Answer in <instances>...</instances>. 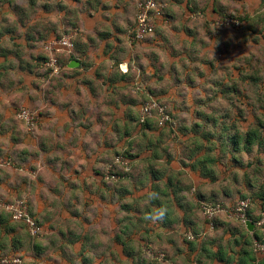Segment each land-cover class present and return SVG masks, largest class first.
Segmentation results:
<instances>
[{
	"label": "crops",
	"instance_id": "crops-1",
	"mask_svg": "<svg viewBox=\"0 0 264 264\" xmlns=\"http://www.w3.org/2000/svg\"><path fill=\"white\" fill-rule=\"evenodd\" d=\"M144 1L0 0V200L19 195L27 200L47 240L44 247L62 264L67 259L72 264H264V254L252 248L254 228L248 231L228 212L209 231L200 215L205 189L221 179V168L213 167L218 161L197 162L207 157L205 148L186 146L200 138L189 129L202 120L163 129L152 119L140 125V101L121 99L126 92L144 95L136 90L142 87L164 102L186 84L176 72L182 62L192 65L197 77L209 75V40L198 39L210 37L222 13L237 15L250 35L261 38L264 0H156L166 13L156 27L166 33L131 42L128 33ZM50 16L53 22L39 29L36 21ZM67 33L76 36L74 49L60 56L62 71L44 80L34 71L33 58H46L36 41ZM239 41L237 35L228 45L239 48ZM171 76L177 78L169 88L164 81ZM37 102L38 130L30 135L16 113ZM204 102L186 106L197 113L209 105ZM121 150L133 155L132 177L108 183L103 175ZM209 170L213 173L202 175ZM262 178L257 184L252 174V182L244 184L254 200L252 219L264 209ZM149 191L159 198L149 200ZM159 207L168 210L162 222L144 219ZM188 231L203 236L187 241ZM17 236L15 223L0 213V258L23 249ZM151 252L162 254L163 261L153 260Z\"/></svg>",
	"mask_w": 264,
	"mask_h": 264
},
{
	"label": "rangeland",
	"instance_id": "rangeland-1",
	"mask_svg": "<svg viewBox=\"0 0 264 264\" xmlns=\"http://www.w3.org/2000/svg\"><path fill=\"white\" fill-rule=\"evenodd\" d=\"M163 15L164 16L166 15L165 6L163 8ZM200 16L201 15L195 18L200 19ZM182 17L183 16L181 15H177L176 19H182ZM51 18H54V16H50L43 20L39 18L36 21L38 28L40 29V25H42L41 28H43L44 25L48 26L50 23H52L53 20L51 21ZM238 18L239 17H237V15H231L229 13L220 14L219 23L218 25L215 26L214 30L212 31V34H210V37L206 39H204V37L198 39L199 41L209 40L207 41V45H209V49H208L209 55L207 56V58L209 61L206 62L207 65L206 67L207 69L209 68L208 70L210 73L209 75H207L206 77L203 76L197 77L196 74L192 72L194 67H192V65L190 64H186L182 62L180 63V65L177 66L178 70L176 72L179 77H182L184 79V81L187 80L186 84H182L180 85V87L176 88L175 93L173 92L169 93L166 96L167 100L165 99V101L167 102L158 100L159 98L156 95H150L148 91L143 89L142 87H137L136 90L144 95H141L139 97H133L132 94L130 95L128 94V92H126V93H122L121 96L123 98L121 99H124L127 102H129V100L132 98L136 102L140 101V105H141L140 116H141L142 107L150 106L151 104L160 105L165 109V111H167V114L171 119L170 123L167 124L165 128H168L169 126H173V124L175 123H181V122L186 124H188L189 122L199 123L200 121L199 119H201V117L198 116L195 110L193 111V109L188 108L186 106L189 101L196 102V100L198 99L206 101L203 104L205 103L209 104L208 106L205 105L199 108L200 110H203L204 113H208V114L210 113L209 112L211 110L210 106H213L218 110H222L220 111V113L223 114L230 113L232 110L233 113L235 112L238 114L239 117L243 118L241 119L242 121L239 122L241 123V127L247 128L249 124L251 125L255 124L254 122H257L258 119H261L259 116L264 115V34L261 35V38L253 36L254 32L252 35H250V32L247 31L246 25L241 24L242 20ZM226 19L237 21L238 27L232 24H230V26H226L224 23ZM164 20H166V17ZM166 29L167 28L157 29L156 27L155 29L156 33L154 32L155 34L153 35L156 36L157 33L165 34ZM169 31L170 30H168L167 33H169ZM176 33H180V32H176ZM237 35H240L239 48L234 47L233 49L228 44L230 41L233 40V38L235 39ZM64 36L65 37L71 36L72 41H74V38L76 37L74 33H69V34L67 33L63 36H53L52 38L49 39L46 38V36H43V38L45 37V39L41 40L40 41L41 43L39 42V40L36 39L37 40L36 43H38V46L40 45L39 47L41 48L40 51L41 54H45L46 59L50 58V55L44 49V45L50 40L57 39L58 37L63 38ZM151 36L149 37L150 41L152 38H154V36L152 37ZM149 39L147 38L146 40L149 41ZM219 39H223V40L220 42ZM222 43H224V46H222ZM38 46L36 45V47ZM213 49L215 52L213 51L214 53L210 55V51H212ZM68 53L71 54V52H67V51L59 52L55 54V57L57 59V65L59 67L56 73H53L52 69L44 67L43 62L46 59L42 62V59L40 61L38 60V58L34 57L33 60L35 62L33 64H34L35 73L38 76H42V78L46 77L47 79L58 75L64 67L62 64L63 60L61 61L60 56ZM150 54H152L150 55L151 58L152 56L154 58H156L157 56L156 52H151ZM182 67L183 70L181 71L180 68ZM154 73L159 74L160 76L161 75L163 76L165 74V72L163 73L162 71H158V70H155ZM172 77L173 76H171L170 80L168 78L166 79L167 81H164V82H168L166 83V87L169 86L170 82L176 83L174 80L177 77L176 78H172ZM148 78L149 77H146L145 80H147ZM164 82H161V84ZM230 88L231 89L233 88V90H235V93L225 92ZM166 89L167 88H165L164 90ZM221 89L223 90L222 93L220 92ZM114 94L118 95L117 92H115ZM31 107L33 109L30 107H27V109L30 110L31 112L36 113V115L38 116L37 125H39V117H40L39 103L37 102L36 104H33V106ZM174 108H176L177 111H179L180 109L183 112L181 113L174 112L175 114H173ZM151 115L152 116L149 119L155 121L158 120L154 109H152ZM37 130H38V126H36L32 132H29V134L36 135ZM26 131L28 132L27 129ZM141 141L144 142L143 140ZM145 145L146 143L142 144L141 151L145 149ZM186 146L190 147L192 146V143L189 145L188 143H186ZM129 152L123 150L117 152V154H115V156L112 158L111 162H109V164L107 165V169L109 165H112L115 162L116 157L126 158L127 160L130 161L131 156L133 155L129 154ZM209 155L213 157V154H209ZM255 158H258L260 160V163L255 161L257 160ZM238 159H239L238 164H235V162H230L228 157L220 159L218 161L220 165L218 166L215 165L213 167L221 168V170L218 171L219 177L221 176V179L220 178L217 179V184H214L212 186L209 185L207 187L208 189H205V194H204L205 202L210 204L220 205L221 208H223V211L217 215L216 218L217 221L225 219L224 217H226L225 215H227L228 212L232 213L233 210L236 208L237 204L240 201H242V196H244L243 200L246 199L249 201L251 200V197H249V195L246 193L244 184L246 183L248 184L249 182L250 183L252 182L251 181L252 174H255L254 181H256L257 184H261V182H263L262 177H264V152L262 150L259 149L256 151V149L254 148L251 154H241ZM251 161L253 162L250 163ZM255 163H258V167L256 168H255ZM248 164L249 165L252 164L251 167H249ZM115 167L117 168V166ZM107 169L103 177L109 174V170L107 171ZM118 171H121V168H119ZM130 177H132L131 162H129V171L121 176V181H125L126 179H128L129 181L131 179ZM118 181H120V179H118L117 181H107V182L114 183ZM193 194H195V191H193ZM17 198H22V195H19V197ZM12 200L13 199L11 200L9 199L7 201H12ZM198 209L200 215H202L200 206H198ZM5 216L8 217L7 215ZM15 228L18 232L17 239H19V241H22L23 249L21 248L14 256L21 257L23 259L24 264H62L58 259H54L55 256L53 257L52 256L53 254L50 253L49 250L50 247L48 246L44 247L43 244L47 242V240L43 241V239H45L44 235H41L38 238H31L27 234V231L24 229V226L20 223H15ZM33 246H37L39 248L37 249L33 248L32 250ZM158 253L159 252H156L154 254H158ZM154 254L153 257L156 256ZM9 256L11 257L12 255L7 256V254H3L1 258H8ZM64 264H72V261L67 259Z\"/></svg>",
	"mask_w": 264,
	"mask_h": 264
},
{
	"label": "built area",
	"instance_id": "built-area-1",
	"mask_svg": "<svg viewBox=\"0 0 264 264\" xmlns=\"http://www.w3.org/2000/svg\"><path fill=\"white\" fill-rule=\"evenodd\" d=\"M163 8L164 6L156 0H147L141 2L138 5L135 22L133 24V27L129 31L131 42H142L146 38L154 34L157 21L163 17ZM224 23L226 26H230V24H232L238 27L237 21L226 19ZM44 49L50 55V58L46 59L43 62L44 67L52 69V72L56 73L59 67L57 65L55 54L64 51L71 52L72 49H74V43L71 36H64L63 38L58 37L57 39L48 41L44 45ZM152 109H154V111L156 112L158 118L157 124L159 128H163L170 123L171 119L167 114V111H165V109L158 104H151L150 106L142 107L140 123H144L147 119L151 118ZM16 117L24 124L29 132H32L33 129L38 126V116L36 115V113L31 112L26 108H19L16 113ZM129 162L130 161L126 158L116 157L115 162L112 165L108 166L107 171L109 170V174L103 177V179L105 181H117L124 173L129 171ZM1 165L9 166L10 162L3 161L1 162ZM115 166H117V168ZM118 167L121 168V171H118ZM249 207V200L246 199L240 201L237 204L236 208L233 210L232 216L243 224H245L246 222H250V220L246 216ZM200 208L202 215L206 221L207 229L209 231H213L215 224L214 221L217 218V215L223 211V208H221L220 205L210 204L206 202L200 203ZM0 209L5 211L9 215L11 221L23 224L28 235L31 238H38L42 235L41 224L31 214L26 199L15 198L12 201L0 200ZM257 217V220L253 222V226L254 229L259 232L260 238L253 241L252 248L254 253L256 254H264V212H259ZM202 236L203 233L196 235L191 231H188L185 234V238L187 241H195ZM149 255L153 259H156L158 261L163 260L164 257L162 254H158L154 257L152 253H150ZM0 264H24V262L21 257L12 255L8 258H1Z\"/></svg>",
	"mask_w": 264,
	"mask_h": 264
},
{
	"label": "trees",
	"instance_id": "trees-1",
	"mask_svg": "<svg viewBox=\"0 0 264 264\" xmlns=\"http://www.w3.org/2000/svg\"><path fill=\"white\" fill-rule=\"evenodd\" d=\"M164 17L165 16L163 15L161 21L164 19ZM45 59L46 58L42 59V62ZM222 91L223 90L221 89L220 92L222 93ZM225 92L235 93V90H233V88H230ZM210 109L211 110L209 111V114L204 113L203 110L197 111L198 116L201 117L202 120V125H199L202 127L194 126L189 129L193 134L198 135L200 137H197L195 139L196 142H192V150L200 151L201 149L203 150L205 148L204 150L206 151L207 157L203 159H197L198 163H202L203 161L207 160L209 164H216L217 161H219L220 159L228 157L230 162H235V164H238V158L241 154H251L254 148L256 149V151L260 149L264 152V115H260L259 117L261 119H258L257 122H254L255 124H249V126L245 128L241 127V123H239L242 121L241 119L243 118L239 117L237 113H233L232 110L230 113L223 114L220 113V111L222 110H218L213 106H210ZM146 123L147 120L144 123H140L139 119L140 125H145ZM209 154H213V157ZM214 154L216 157L214 156ZM255 159H257L255 161L260 163V160L258 158ZM252 162L253 161H251L250 163ZM258 163H255V168L258 167ZM251 165H249V167H251ZM207 173L208 174L202 173V175H210L211 173H213V170H209ZM209 179L210 181H215L213 176H209ZM243 199L244 196H242V200ZM250 201L251 206L247 210L246 216L250 220V222L253 223L257 220L258 217L256 216L255 219L250 218L249 213L254 201L253 198H251ZM261 211L264 212V209L260 210V212ZM0 213H3L4 215H7L9 217V215L3 210ZM214 223L215 230L217 227L216 219ZM241 224L244 226L243 223ZM252 234L253 240H257L260 238V234L257 230L254 229Z\"/></svg>",
	"mask_w": 264,
	"mask_h": 264
},
{
	"label": "clouds",
	"instance_id": "clouds-1",
	"mask_svg": "<svg viewBox=\"0 0 264 264\" xmlns=\"http://www.w3.org/2000/svg\"><path fill=\"white\" fill-rule=\"evenodd\" d=\"M147 198L149 200H156L159 198V193L154 191H149L147 192ZM167 213H168L167 208L159 207L156 208L154 211L147 213L144 216V219L146 221H151L152 223L162 222L165 219Z\"/></svg>",
	"mask_w": 264,
	"mask_h": 264
},
{
	"label": "water",
	"instance_id": "water-1",
	"mask_svg": "<svg viewBox=\"0 0 264 264\" xmlns=\"http://www.w3.org/2000/svg\"><path fill=\"white\" fill-rule=\"evenodd\" d=\"M245 226H246L248 231H251L254 228L253 223H251V222H246Z\"/></svg>",
	"mask_w": 264,
	"mask_h": 264
}]
</instances>
